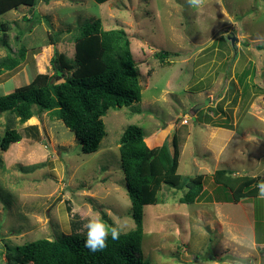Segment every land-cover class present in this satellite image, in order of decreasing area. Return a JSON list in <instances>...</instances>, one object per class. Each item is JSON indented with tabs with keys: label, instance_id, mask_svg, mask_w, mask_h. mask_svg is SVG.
<instances>
[{
	"label": "rangeland",
	"instance_id": "1",
	"mask_svg": "<svg viewBox=\"0 0 264 264\" xmlns=\"http://www.w3.org/2000/svg\"><path fill=\"white\" fill-rule=\"evenodd\" d=\"M96 20L105 31L123 28L129 34L142 99L108 111L107 135L90 154L51 113L24 124L14 114H0V141L7 129L30 125L41 134L39 141L24 138L7 151L0 148V264L15 263L17 246L87 235L85 225L94 216L110 226L124 223L121 234L135 230L120 160V138L129 125L144 130L152 149L167 140L173 152L176 138L178 173L208 178L193 205L181 202L185 189L164 185L159 203L144 207L143 261L264 264V247L254 246L264 242V199L233 203L210 188L220 169L264 181V165L254 163L258 147L250 141H264V0H205L200 8L187 0H40L33 9L0 17L7 29L5 38L0 31V61L25 51L17 68L0 75V95L39 74L53 76V57L72 60L81 27ZM161 51L172 55L162 62L154 56ZM218 127L245 135L224 152L223 164L215 160ZM228 152L235 153L233 167L225 164Z\"/></svg>",
	"mask_w": 264,
	"mask_h": 264
},
{
	"label": "trees",
	"instance_id": "2",
	"mask_svg": "<svg viewBox=\"0 0 264 264\" xmlns=\"http://www.w3.org/2000/svg\"><path fill=\"white\" fill-rule=\"evenodd\" d=\"M99 4L110 0H95ZM40 0H0V17L21 7L35 8ZM75 43L74 58L64 54L51 60L53 76L39 74L26 86L7 95H0V114H14L22 124L48 112L63 122L74 133L85 153H96L106 137L103 118L111 109L131 107L142 99L141 75L132 50L129 34L123 29L103 30L100 20L81 27ZM0 31L6 37L7 29L0 22ZM5 41V39H4ZM6 43V41H5ZM172 54L155 52L160 61ZM176 55V54H175ZM7 57L0 61V75L17 68L24 60ZM57 79L61 80L58 82ZM41 139L37 125L26 126L22 131L7 129L0 141L2 151L22 139ZM144 130L137 125L126 127L120 138L121 169L125 175L126 191L132 204L135 230L120 234L118 240L108 237V246L92 252L85 247L87 235L62 234L53 240L39 239L14 248V264H148L143 261L144 207L159 203L162 186L185 189L180 199L194 204L205 192L207 177H183L178 173V140H166L157 148H150ZM256 178L233 176L226 169L217 170L210 188L226 193L224 201L239 203L258 197Z\"/></svg>",
	"mask_w": 264,
	"mask_h": 264
},
{
	"label": "clouds",
	"instance_id": "3",
	"mask_svg": "<svg viewBox=\"0 0 264 264\" xmlns=\"http://www.w3.org/2000/svg\"><path fill=\"white\" fill-rule=\"evenodd\" d=\"M187 3L193 8H200L205 4V0H187ZM255 187L258 189V198L264 199V181L259 182ZM85 227L87 229L85 247L92 252H96L108 246L109 235H111L112 240H118L126 225L124 223H115L110 226L102 218L94 216L89 218Z\"/></svg>",
	"mask_w": 264,
	"mask_h": 264
},
{
	"label": "crops",
	"instance_id": "4",
	"mask_svg": "<svg viewBox=\"0 0 264 264\" xmlns=\"http://www.w3.org/2000/svg\"><path fill=\"white\" fill-rule=\"evenodd\" d=\"M214 135L217 133V136L219 137L218 139L220 140L218 145L215 147L216 148V153H215V160L218 164H223L222 162V156L224 154V152L229 149V147L231 146V144H233L236 140V137L238 136L237 135V131H236V128L232 129V128H222V127H218L216 129H214ZM241 135H243V133H241ZM238 136L239 137V143H242V140L245 139V135L243 136ZM216 138V136H214ZM251 142L253 141L255 143V146L258 147L257 150L254 148L253 150V153L257 151V156L254 157V159L256 158V160L254 161V163L256 162L257 165H264V141L262 140H259L260 142H256L255 138H251L250 140ZM249 141V142H250ZM246 142V140L244 141ZM230 152V150H229ZM228 152V153H229ZM236 152L237 153H241V156H244L242 153L243 151L242 150H237L236 149ZM252 153V154H253ZM235 153H229V158H228V162H225V164L229 167H233V162H234V158L236 159V156L234 155ZM255 155V154H254ZM235 156V157H234ZM231 157V158H230ZM246 171L244 170L242 172L245 173ZM253 177H256L257 175L254 173L252 174ZM254 213V212H253ZM255 214V213H254ZM254 246L259 249L260 247H264V242L262 243H255Z\"/></svg>",
	"mask_w": 264,
	"mask_h": 264
},
{
	"label": "water",
	"instance_id": "5",
	"mask_svg": "<svg viewBox=\"0 0 264 264\" xmlns=\"http://www.w3.org/2000/svg\"><path fill=\"white\" fill-rule=\"evenodd\" d=\"M229 38H230V37H229ZM231 40H232V44L234 45V43L237 41V38L232 37ZM195 112H196V111H195Z\"/></svg>",
	"mask_w": 264,
	"mask_h": 264
},
{
	"label": "bare ground",
	"instance_id": "6",
	"mask_svg": "<svg viewBox=\"0 0 264 264\" xmlns=\"http://www.w3.org/2000/svg\"><path fill=\"white\" fill-rule=\"evenodd\" d=\"M32 123V122H31Z\"/></svg>",
	"mask_w": 264,
	"mask_h": 264
}]
</instances>
